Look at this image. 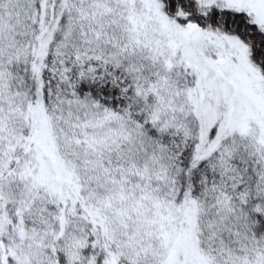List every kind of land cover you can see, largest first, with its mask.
<instances>
[{"label":"snow or ice","instance_id":"6c2138e0","mask_svg":"<svg viewBox=\"0 0 264 264\" xmlns=\"http://www.w3.org/2000/svg\"><path fill=\"white\" fill-rule=\"evenodd\" d=\"M0 264H264V0H0Z\"/></svg>","mask_w":264,"mask_h":264}]
</instances>
